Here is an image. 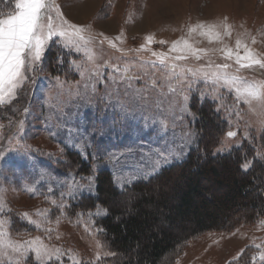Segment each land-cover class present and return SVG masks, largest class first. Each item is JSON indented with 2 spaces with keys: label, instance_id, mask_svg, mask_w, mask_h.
I'll return each mask as SVG.
<instances>
[{
  "label": "rangeland",
  "instance_id": "rangeland-1",
  "mask_svg": "<svg viewBox=\"0 0 264 264\" xmlns=\"http://www.w3.org/2000/svg\"><path fill=\"white\" fill-rule=\"evenodd\" d=\"M55 3L61 6L66 17L73 23L91 24L95 32L102 31L112 38L117 48L110 47L105 41L103 45L95 43L86 52H82L79 60L81 67L69 68L77 77L74 80L64 76L59 77L57 81L55 76H50L45 71L42 75L35 73V83H28L21 91L19 102L14 106L16 111L0 110V123L4 125L0 129V150L5 152L4 158L0 159V197H3L8 207L19 212L29 211L34 219H40L34 214L37 209L52 208L50 201L45 199L52 196L48 189L52 188L58 198L59 193L64 191L61 185L67 182L66 173H75L66 171V168H69V165L64 163L66 149L76 151L84 160L90 162V165L95 164L98 173L109 170L115 186L125 190L133 183L144 180H136L121 187L119 182L121 175L129 178L134 175L129 171L122 173L121 165L127 163L135 167L139 164L141 154L150 155L167 146L155 133L145 135L142 139L124 134L93 136L95 130L107 129L112 124L143 127L147 133L154 125L159 128L164 123L160 110L155 107L150 111L125 110L121 104L127 100L123 95L126 89L132 93L147 86L148 94L154 97L160 89L153 90L152 81L158 85L165 83L166 70L158 62L156 67L146 63L156 60L150 51H131L127 56H123L117 49L135 50L141 44H145V37L151 34L156 41H168L163 45L152 43L149 45L151 50L168 52L172 41L181 36L187 38L188 25L227 16L235 27L232 36L225 38L224 42L235 48L238 34L244 33L247 29L251 36L256 37L257 42L252 44L250 36H240L241 40L258 56H264V0H55ZM82 6H85V11L81 9ZM86 12L90 15L88 16ZM241 24L244 25L243 28L240 27ZM121 32L123 43L115 39ZM191 39L199 41L196 47H222L221 44L209 43L206 38L196 34H193ZM239 51L243 54V48ZM89 55L93 57L92 60L88 59ZM209 55L217 63L226 62L219 52ZM205 61L206 58L195 61L189 57L186 61L176 63L195 68ZM227 62L233 64L229 71L234 72L238 66L233 61ZM114 63L120 65L121 71L114 74L113 79L105 81L89 76V70L97 64L107 65L100 68L102 76L110 73L111 65ZM124 68H128L129 71L125 73ZM81 71L84 72L83 76L79 74ZM237 74L250 81L264 79V72L260 71L253 73L241 69ZM130 77L140 79H129ZM129 84L132 85L131 88H128ZM199 87L210 97L213 95L209 87L203 84ZM116 89L120 92L119 97L115 95ZM163 92L168 95L166 87ZM85 93L91 97L90 103H85L81 99ZM216 95L222 96L218 106L229 122V131L244 133L251 129L250 137H254L255 140L250 143L261 148L264 143V139L261 138V121L264 120V115H261L258 109L250 110L246 104L239 105L235 100V94L229 95L221 89ZM25 107L30 109L27 117L23 113ZM235 113H239V116ZM20 119L25 120L23 129L18 123ZM174 131L178 139L181 126L177 125ZM172 139L173 129L169 124L166 137L168 145ZM222 140L229 144L236 143L243 140V135L237 136L234 140L224 136ZM74 143L76 147H71L70 145ZM10 148L14 150L9 151ZM98 148L115 156L123 153L127 160L117 165L108 156L103 155V152L93 160L92 156L97 153ZM80 175L85 178L87 176ZM75 179L80 183L85 182L80 176H76ZM157 185L158 182L152 184V188H157ZM137 200L138 196L132 192L119 197V203L124 208V216L133 213ZM76 201L66 200L65 203L72 205ZM69 209H66L63 215L55 209L50 214L51 222L46 224V227L53 229L51 242L71 249L70 255L76 260L83 261V264L119 263L122 259L121 251L108 243L103 232L96 230L101 228L97 219L106 217L102 210L98 216L95 215L97 209L91 211L92 216L88 215L89 211L77 212L83 213L81 216L76 215V212H70ZM57 217L59 223H56ZM161 223L167 233L181 235V239L190 235L197 226L193 222L187 224L178 222L174 226H169L164 217L161 218ZM162 230L159 228L158 232ZM39 234H41L39 230L32 233ZM57 235L60 236L59 240L55 239ZM97 241L104 247L97 248ZM254 243L264 246V226L261 224L241 226L227 232H205L190 240L173 258L171 264H228L241 249L254 251V254L259 251L253 247ZM109 250L115 255L104 257V253ZM98 251L104 257L99 262L96 261ZM66 264H72V261H66ZM256 264H261L258 258Z\"/></svg>",
  "mask_w": 264,
  "mask_h": 264
},
{
  "label": "snow or ice",
  "instance_id": "snow-or-ice-1",
  "mask_svg": "<svg viewBox=\"0 0 264 264\" xmlns=\"http://www.w3.org/2000/svg\"><path fill=\"white\" fill-rule=\"evenodd\" d=\"M0 110L15 112V104L19 102L20 93L28 83H35L34 74L38 69H42L45 60L51 56L56 65L60 68L69 67L79 69L81 67L79 60L82 52L92 47L95 43L103 45L107 41L112 48H117L112 38L106 36L104 32H95L91 24L73 23L69 20L61 6L55 3V0H0ZM235 25L229 22V18L224 16L212 21H198L195 24L188 25L187 38H180L171 42L168 52H156L151 50L149 45L152 43L167 44L166 40L156 41L154 35L145 37V44H141L135 50L117 49L123 56H127L131 51H150L155 61L150 63L152 67L157 66V62L166 70V82L156 84L152 81L153 90L160 89L154 97L147 92V86L136 89L130 93L125 90L123 95L127 100L121 104L125 110L134 109L140 111H150L153 107L160 110L164 123L157 128L155 125L149 128L145 133L143 127H133L130 125H109L107 129L100 128L93 132L95 135H129L142 139L145 135L155 133L158 138L165 141L166 147L150 155L141 154L139 164L135 167L127 163L121 165V161H126L127 156L121 153L120 156L110 154L106 150L97 149L92 159L95 160L101 152L108 156L115 164L121 165V172L129 171L134 173L130 178L121 175L119 182L121 187L136 180L151 182L160 181V191L169 187V181L161 180L164 173L170 168L183 166L190 159L193 152H199V142L203 139L200 133L193 129V125H198L203 119L204 103L211 98L210 108L212 112L219 113L220 107L217 106L222 96H217L221 89L228 92L229 95L235 94V100L239 105H248L250 110H259L264 115V79L248 80L243 75H238L241 69L256 73L264 72V56H258L255 51L244 43L240 36H250L251 43L255 44L256 37L251 36L245 29L244 33L238 34L235 41V48L229 47L224 41L225 38L232 36ZM244 27L243 24L240 25ZM193 34L204 37L209 43L217 42L222 45L220 48H202L195 45L199 41H193ZM123 32L116 36V40H121ZM121 43L123 41L121 40ZM243 48V54L240 49ZM219 52L224 63H217L211 58L210 53ZM176 53V55H170ZM191 57L195 61H201L206 58L205 63L197 67H187L176 63L177 61H186ZM92 60L91 55L88 56ZM142 59V58H141ZM227 61H233L236 67L232 69L233 64ZM105 65L97 64L89 70L90 77L104 79H113L114 74L121 71L119 64H112L110 73L101 75L100 68ZM123 71L127 73L128 68ZM81 76L84 72L79 73ZM55 79L59 81V76ZM123 79V78H121ZM129 79H140V77H130ZM203 84L212 90L213 95L203 91L199 85ZM132 85L129 84L128 88ZM167 88L168 95L163 92ZM95 91V90H94ZM111 95V94H109ZM115 95L120 96L118 89ZM85 103L91 102V97L85 93L81 97ZM119 102V101H118ZM164 105H167L165 108ZM30 109L25 107L23 113L25 117L29 114ZM165 113H167L165 115ZM239 116V113H235ZM40 117H37L39 119ZM23 129L25 120L18 121ZM169 124L173 129V139L171 144H167ZM177 125L181 126V133L177 139L174 129ZM4 127L0 123V129ZM251 129L240 133L239 131H228L224 135L229 140H234L237 136L243 135V140L236 143H227L218 138L215 139V147L209 154L205 149L203 160L208 162L209 155L212 161H215L219 169L224 171L230 165H234L237 171L247 173L257 164H264V153H245L240 156L239 153L249 140ZM261 138L264 139V120L261 121ZM78 143V142H77ZM76 147V144L70 145ZM14 149H9L12 151ZM63 151V149H62ZM233 151L237 153L233 159ZM49 155H52L49 153ZM5 152L0 150V159H3ZM100 158H103L100 156ZM201 157L198 155L197 160ZM197 164V170L190 171V176L198 175V169L201 167ZM80 176L84 183L75 179ZM67 182L61 185L64 191L56 194L52 188H49L51 197H45L50 201L52 208L40 210L34 213L40 219H34L33 214L29 211L19 212L8 207L0 197V264H66V261H72V264H83V261L76 260L70 255L71 249H65L62 245L52 243L53 229L46 227L51 222V213L53 209L61 215L66 209L72 207L66 200H94L92 208L97 209L95 215L104 216L110 214L108 207L104 205L99 196L98 169L95 164L89 166V172L86 176L80 175V170L76 169L75 173H66ZM187 181H185L186 183ZM28 191H32L28 189ZM83 215V213H75ZM89 216L93 213L89 211ZM56 223H59L57 217ZM264 226V221L260 222ZM30 226V227H29ZM87 228V226H85ZM39 230L41 234L32 235L33 231ZM97 232H103L104 229L97 228ZM19 237V238H17ZM28 237V238H25ZM56 240L60 236L55 237ZM103 245L97 241V248ZM257 251L251 257V264H256L257 258L264 264V246L254 243ZM247 254V249H241L232 257L228 264H239L240 260ZM111 250L104 253V257L114 256ZM104 257L98 251L96 261L99 262Z\"/></svg>",
  "mask_w": 264,
  "mask_h": 264
},
{
  "label": "trees",
  "instance_id": "trees-1",
  "mask_svg": "<svg viewBox=\"0 0 264 264\" xmlns=\"http://www.w3.org/2000/svg\"><path fill=\"white\" fill-rule=\"evenodd\" d=\"M44 71L50 76H65L71 80L77 78L70 72L69 67H58L51 56L36 73L42 75ZM211 103V99L204 103L203 119L198 125H193L203 137L199 142L200 151L193 152L183 166L170 168L164 173L161 180L169 181L168 188L160 191V181L153 180L150 183L138 181L125 190H120L115 186L109 170L98 173L99 196L109 208L110 214L97 221L105 230L103 235L108 243L121 251L122 259L115 264H171L173 258L190 240L205 232H227L264 221V164H257L244 173L237 171L234 165L221 171L210 155L207 163L203 160L205 149L210 154L215 147L213 138L222 140L229 131V122L222 111L218 114L212 112ZM253 140L254 137L245 142L240 156L253 150L264 153V143L258 148L250 143ZM65 151L64 163L69 165L66 171L75 172L79 169L80 174H88L90 162L84 160L76 151ZM198 155L201 157L199 161ZM236 156L237 153L233 151V159ZM198 163L202 165L198 169L199 174L190 176V171L197 170ZM157 182V188H152V184ZM131 192L139 200L135 203L133 213L124 216L119 197ZM93 203L94 200H84L82 203L77 200L69 211H94ZM162 217L169 226L178 222H193L197 226L190 235L181 239V235L166 232L161 223ZM159 228L163 229L162 232H158ZM253 255L254 251H247L239 264H250Z\"/></svg>",
  "mask_w": 264,
  "mask_h": 264
},
{
  "label": "bare ground",
  "instance_id": "bare-ground-1",
  "mask_svg": "<svg viewBox=\"0 0 264 264\" xmlns=\"http://www.w3.org/2000/svg\"><path fill=\"white\" fill-rule=\"evenodd\" d=\"M83 11H85V6H82V8H81ZM87 13V15H88V12H86ZM90 15V14H89ZM88 15V16H89Z\"/></svg>",
  "mask_w": 264,
  "mask_h": 264
}]
</instances>
